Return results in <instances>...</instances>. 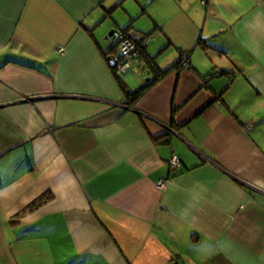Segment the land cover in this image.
<instances>
[{
  "label": "crops",
  "instance_id": "0c3cea01",
  "mask_svg": "<svg viewBox=\"0 0 264 264\" xmlns=\"http://www.w3.org/2000/svg\"><path fill=\"white\" fill-rule=\"evenodd\" d=\"M0 264H264V0H0Z\"/></svg>",
  "mask_w": 264,
  "mask_h": 264
},
{
  "label": "built area",
  "instance_id": "2783aa9c",
  "mask_svg": "<svg viewBox=\"0 0 264 264\" xmlns=\"http://www.w3.org/2000/svg\"><path fill=\"white\" fill-rule=\"evenodd\" d=\"M200 3H203V0H200ZM150 40L151 37L149 35L135 32L132 29H111L110 34L105 36L103 52L109 53L112 74L116 77H122L137 73L139 70H148L146 46ZM62 50L60 47L57 48L59 53ZM186 57L185 54H180L179 62L184 67L186 65ZM167 164L170 171L176 172L180 167L179 157L170 156ZM164 183V181H158L157 186L163 188Z\"/></svg>",
  "mask_w": 264,
  "mask_h": 264
},
{
  "label": "trees",
  "instance_id": "16d2710c",
  "mask_svg": "<svg viewBox=\"0 0 264 264\" xmlns=\"http://www.w3.org/2000/svg\"><path fill=\"white\" fill-rule=\"evenodd\" d=\"M148 44V43H147ZM146 63L148 64V67H150V63H151V60L147 57L146 58ZM146 64V65H147ZM168 71V68L165 69L164 71L160 72L159 73V76L165 74L166 72ZM116 77V76H115ZM157 79L156 78H153V79H149L148 82L144 83L141 87H139L138 89L134 90V91H127L124 89L123 85L121 83L120 86H121V89L124 91V95L125 97L127 98V104L130 105V104H134V102L140 97V95ZM45 201L44 197H38L36 198L35 200H33L32 202H30L26 208L24 209H28V210H32L34 207H36L37 205H40L41 203H43Z\"/></svg>",
  "mask_w": 264,
  "mask_h": 264
},
{
  "label": "rangeland",
  "instance_id": "374dc122",
  "mask_svg": "<svg viewBox=\"0 0 264 264\" xmlns=\"http://www.w3.org/2000/svg\"><path fill=\"white\" fill-rule=\"evenodd\" d=\"M111 54H113V52H111ZM129 78V79H133L134 81H136V83H137V85L139 84V83H142V81H143V79H144V77H140L139 75H137V74H129V75H125V77L124 78ZM123 78V79H124Z\"/></svg>",
  "mask_w": 264,
  "mask_h": 264
},
{
  "label": "water",
  "instance_id": "95a60500",
  "mask_svg": "<svg viewBox=\"0 0 264 264\" xmlns=\"http://www.w3.org/2000/svg\"><path fill=\"white\" fill-rule=\"evenodd\" d=\"M110 32H111V29L107 32V35H109L110 34ZM109 63H110V60H109Z\"/></svg>",
  "mask_w": 264,
  "mask_h": 264
}]
</instances>
